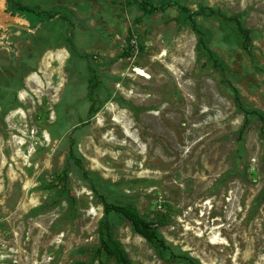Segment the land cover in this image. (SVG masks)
Wrapping results in <instances>:
<instances>
[{
    "label": "rangeland",
    "instance_id": "374dc122",
    "mask_svg": "<svg viewBox=\"0 0 264 264\" xmlns=\"http://www.w3.org/2000/svg\"><path fill=\"white\" fill-rule=\"evenodd\" d=\"M8 1L39 13L0 1V264H115L100 232L132 264H264V0ZM101 199L161 218L163 257Z\"/></svg>",
    "mask_w": 264,
    "mask_h": 264
},
{
    "label": "trees",
    "instance_id": "16d2710c",
    "mask_svg": "<svg viewBox=\"0 0 264 264\" xmlns=\"http://www.w3.org/2000/svg\"><path fill=\"white\" fill-rule=\"evenodd\" d=\"M5 3L13 7L14 10L17 12H26L34 15H37L39 13L38 11L26 5L12 3L8 0H5ZM138 7L143 14L147 15L152 14L154 12H161L166 8L172 7L184 13L188 21H191L193 17L200 15L204 11H206L208 15H214V12L208 8H206L205 10L203 8H198L196 11L190 12L185 7L179 5L175 1H167L162 3L161 5H152L148 0H138ZM237 31L243 40H247L246 32L242 28L237 26ZM68 156L73 161V164L76 167H79V161L74 158L70 151ZM101 203L102 210L104 213L111 212L124 219L130 227L131 231L140 238H142L147 244H149L154 249L157 257L162 258L163 254L168 251V247L166 246L163 239L160 237L156 230L157 226L162 224L163 220L161 218L157 219L154 223H149L144 221L137 214L136 210L131 206L109 204L105 203L103 199H101ZM99 250L104 254V256L112 258L115 264H132L125 258L118 244L112 241L105 232H100ZM172 259H181L183 261H186L187 264H197L195 261L189 258H177L168 254L166 261H171Z\"/></svg>",
    "mask_w": 264,
    "mask_h": 264
},
{
    "label": "bare ground",
    "instance_id": "6f19581e",
    "mask_svg": "<svg viewBox=\"0 0 264 264\" xmlns=\"http://www.w3.org/2000/svg\"><path fill=\"white\" fill-rule=\"evenodd\" d=\"M133 72H134V75L135 76H138V77H146V75H145V73L143 72V70L142 69H140L139 67H134L133 68V70H132ZM21 94V93H20ZM20 96V95H19ZM23 96V95H22ZM20 98H21V96H20ZM102 141V140H101Z\"/></svg>",
    "mask_w": 264,
    "mask_h": 264
},
{
    "label": "water",
    "instance_id": "95a60500",
    "mask_svg": "<svg viewBox=\"0 0 264 264\" xmlns=\"http://www.w3.org/2000/svg\"><path fill=\"white\" fill-rule=\"evenodd\" d=\"M4 24H7V25H10V26H14V27H17V28L24 29V27L22 25L17 24V23H14V22H9V23H4Z\"/></svg>",
    "mask_w": 264,
    "mask_h": 264
},
{
    "label": "crops",
    "instance_id": "0c3cea01",
    "mask_svg": "<svg viewBox=\"0 0 264 264\" xmlns=\"http://www.w3.org/2000/svg\"><path fill=\"white\" fill-rule=\"evenodd\" d=\"M1 1V0H0ZM0 5H1V2H0Z\"/></svg>",
    "mask_w": 264,
    "mask_h": 264
}]
</instances>
